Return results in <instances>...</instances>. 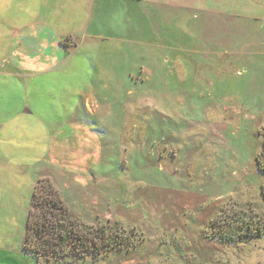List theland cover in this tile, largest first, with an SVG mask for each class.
<instances>
[{"label":"rangeland","instance_id":"obj_1","mask_svg":"<svg viewBox=\"0 0 264 264\" xmlns=\"http://www.w3.org/2000/svg\"><path fill=\"white\" fill-rule=\"evenodd\" d=\"M143 7L137 34L101 30L119 37L99 52L121 75L111 78V92L97 94L112 105L95 116L104 156L79 178L88 203L75 213L90 224L135 226L146 241L99 261L60 264H264V235L224 245L203 234L222 208L264 218L256 163L264 148V0ZM15 16L0 14V26L15 27ZM31 195L23 194L25 208Z\"/></svg>","mask_w":264,"mask_h":264},{"label":"crops","instance_id":"obj_2","mask_svg":"<svg viewBox=\"0 0 264 264\" xmlns=\"http://www.w3.org/2000/svg\"><path fill=\"white\" fill-rule=\"evenodd\" d=\"M162 4L163 0H0V14L12 12L18 21L11 22L12 28L0 26V264H38L22 246L31 207V202L24 207L23 194L30 195L40 178L49 177L74 212L88 203L80 196L79 178L104 156L95 116L112 106L97 94L111 92V78L121 75L107 70L99 52L107 38L119 37L113 32L105 36L101 30L126 26L137 34L143 6ZM82 16L80 37L81 27L76 26ZM69 38L79 42L65 49L63 42ZM91 43L96 52L89 49ZM119 87L117 80L112 93L118 94Z\"/></svg>","mask_w":264,"mask_h":264},{"label":"trees","instance_id":"obj_3","mask_svg":"<svg viewBox=\"0 0 264 264\" xmlns=\"http://www.w3.org/2000/svg\"><path fill=\"white\" fill-rule=\"evenodd\" d=\"M256 163L264 175V148L256 156ZM262 195L264 197V183ZM207 227L203 232L207 239L224 245L240 243L264 235V218L256 214L247 216L246 212L231 213L222 208ZM144 241L145 235L135 226L129 229L119 221L90 224L81 219L49 177L40 178L36 183L22 246L38 264H60L67 259L86 258L99 261Z\"/></svg>","mask_w":264,"mask_h":264}]
</instances>
